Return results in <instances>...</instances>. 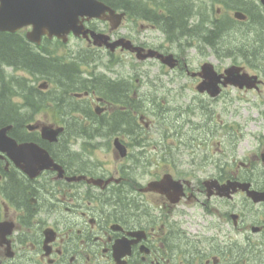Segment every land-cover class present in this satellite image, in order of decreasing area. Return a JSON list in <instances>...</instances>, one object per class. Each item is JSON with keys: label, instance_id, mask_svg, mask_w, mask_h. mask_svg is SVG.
<instances>
[{"label": "flooded vegetation", "instance_id": "af4514ba", "mask_svg": "<svg viewBox=\"0 0 264 264\" xmlns=\"http://www.w3.org/2000/svg\"><path fill=\"white\" fill-rule=\"evenodd\" d=\"M217 1L228 15L264 14L259 0L247 1L248 11ZM158 11H122L118 27L114 19L85 21L86 28L109 38L112 49L81 37L69 48L54 37L43 36L36 45L0 33L41 59L40 66L0 62V80L6 76L9 82L0 92L12 113L3 122L0 110V129L11 126L7 136L17 145L35 144L54 163L40 171L18 160L19 153L0 151V264H264V201L247 193H264V144L238 157L235 141L230 158L210 160L203 153L175 161L171 149L163 148L171 147V138L174 146H186L187 115L204 105L186 104L176 115L179 107L173 114L170 107L160 111L158 96L165 94L171 105L176 93L184 97L194 90L196 98L212 103L229 87L215 79L220 93L202 92L208 81L203 64L194 68L171 50L175 28L171 20L161 26ZM200 17L187 15L189 31ZM138 21L143 24L132 26ZM123 40L141 50L122 48ZM150 50L172 54L176 62L169 68L157 56L137 58ZM90 55L93 61L86 58ZM128 58L142 65L138 73L126 72ZM105 59L118 61L120 70L100 73L98 64ZM150 68L160 73L150 74ZM258 74L257 92L264 86ZM145 110L156 121H148ZM207 120L196 125L199 145H208L209 134L216 133ZM43 129L57 131L55 140L43 138ZM97 151L111 152L113 161L95 159Z\"/></svg>", "mask_w": 264, "mask_h": 264}, {"label": "rangeland", "instance_id": "374dc122", "mask_svg": "<svg viewBox=\"0 0 264 264\" xmlns=\"http://www.w3.org/2000/svg\"><path fill=\"white\" fill-rule=\"evenodd\" d=\"M181 1L186 2L190 12H195L201 17L199 18V27H195L193 32H191L192 40H184L181 41L180 44H172L171 50L173 52L177 53L181 59H185L186 61L191 60V65L194 68H197L205 62L212 63L215 67L220 68V70L230 66L231 62L235 61L237 64L234 65L246 66L239 63V59L232 60L231 58H226L221 55L216 57L208 47H205L198 42V40L203 42L201 37L206 36V23H209L213 19H216L219 22L222 20L229 21V28L226 30V32L214 33L212 42L216 44L218 39L220 42L225 40L226 42L223 45L224 48L233 46V48L241 49L243 51L248 49L250 52L251 50L254 55L258 56L257 59L253 60L252 62L254 64L255 71H252L254 68L249 70L246 66V72L257 75L256 72L260 71L263 77L262 81H264V55L259 56L261 52H264V49L260 50L259 48L262 43L264 44V27H252L248 28L246 31H244V29L237 30L239 27H241V25L232 21L231 18L233 13H229L228 15V11H226L225 8L220 7L217 3L211 4L209 0H179V2ZM146 4L148 7H153L152 2H148V0H146ZM218 10H220V12H218ZM125 24L130 23L127 20ZM141 24L143 23L138 21V23H133L132 26L138 28V26ZM72 45H74L73 41L69 43L68 47L70 48ZM60 49L61 48L59 47L58 50L60 51ZM236 52L240 57V52H238V50H236ZM84 58L85 56L81 53V59ZM86 58L90 61H93L92 55ZM140 66L142 65L129 58L127 59L126 65H124L127 73H133V71L139 72L138 70ZM98 68L100 73H109L110 71H113L114 73L115 71L117 72L120 70L118 61L109 62L106 59L99 62ZM149 71L150 74L160 73V71H158L156 68H152ZM259 89V92L249 91L247 93L229 90L228 92L222 94L217 99V101L212 103H210L211 100L209 99L202 101L201 98H196L197 96H195L194 90L188 91L184 97H182V95L179 93H176L172 96L173 101H171V105L170 103H166L167 100L164 98L165 94L163 96H158L159 98L155 99L154 102L159 103L160 111L170 107L173 114L175 107H179L180 109L176 112L177 115L180 112H185L186 104L193 106L197 105L198 102L201 101V105H204L203 111L200 108L194 109L187 115V117L190 119V135L186 134L185 136L184 143L186 146H174L173 143L175 140L171 138V141L168 140L171 143V147L166 143L163 148L171 149V159L175 161H182L186 158L187 160H191V158L196 160L195 157L201 156L203 153H208L207 155L209 160L211 157L224 159L225 154H228V158H230L232 155L231 152L233 143L235 141L239 147L237 149V153L235 150L233 153H235L238 157L248 155L249 152L255 153L256 151L254 150H257L264 144V86L260 87ZM144 113L146 117H148V121H156L154 116H150L148 110H145ZM204 117L208 119V125L210 123L216 133L209 134L208 145L207 143L199 145L198 141L195 140L196 138H199L198 135L200 131L196 130V128H198L196 125L198 123H203L198 121L204 120ZM159 122L161 123V127L164 129V131L169 130V128L165 127V122L160 119ZM190 138L191 140H189ZM188 145L193 147L192 152H190L189 147L187 148ZM195 148L197 149L195 152H193ZM94 158L102 160L108 158L112 160V155L111 152H109V154L106 156V154L102 151H97L94 153ZM114 165L115 163L111 162V166L108 169L113 171ZM195 170H197L196 167Z\"/></svg>", "mask_w": 264, "mask_h": 264}, {"label": "water", "instance_id": "95a60500", "mask_svg": "<svg viewBox=\"0 0 264 264\" xmlns=\"http://www.w3.org/2000/svg\"><path fill=\"white\" fill-rule=\"evenodd\" d=\"M261 1L264 5V0ZM105 11L112 14V10L97 0H0V31L13 32L31 25L32 30L27 33V37L33 42L38 43L44 34L56 35L65 40V35L69 32L85 34L80 18L101 17ZM116 17L119 19L121 16ZM124 47L130 48V44L127 42ZM228 74L233 75L232 72ZM9 129L10 127H6L0 130V151L8 153L14 150L11 146L14 142L6 136ZM56 135L57 131L42 130L43 138L55 140ZM15 151L20 154L18 160L33 163L38 169L46 168L52 163L48 154L35 145H24ZM25 169L30 170L27 166ZM158 183L151 186H157ZM249 195L254 201H264V193Z\"/></svg>", "mask_w": 264, "mask_h": 264}, {"label": "trees", "instance_id": "16d2710c", "mask_svg": "<svg viewBox=\"0 0 264 264\" xmlns=\"http://www.w3.org/2000/svg\"><path fill=\"white\" fill-rule=\"evenodd\" d=\"M100 1H103L104 3L110 5L113 8L128 10L130 12L136 11L137 8L143 10L142 7L143 5L140 4V1H136V0H100ZM166 2L168 3L166 4V6L164 5V7L168 13L163 16H158L157 18H160L158 20H161V22H163L164 25L167 24L170 25V20L171 22H174L171 23V27L175 28L173 30V34L186 33V31H188L185 21L187 15L186 7L183 4L178 6V3L174 5L172 1L169 2L168 0H166ZM253 22L255 23V21ZM224 30H226V27L222 29L220 28L218 31L222 33ZM20 44L21 43L19 41L14 42L13 37H7L0 34V62L4 61L5 64H9V61H12L15 64H20L21 67H25L27 63L31 65L33 64L36 66H40L41 59L38 58L37 59L38 61H36L34 56H31L30 54H28L27 51L20 48ZM64 72L66 73L67 71ZM6 87L7 84L4 83L0 87V90H4L6 89ZM6 101L7 98L4 97V93L0 92V106L2 107V108L0 107L1 108L0 110L3 112L2 113L3 119H1V121L3 120V122L4 121L9 122L8 119L12 115L9 106L7 105V103H5Z\"/></svg>", "mask_w": 264, "mask_h": 264}, {"label": "bare ground", "instance_id": "6f19581e", "mask_svg": "<svg viewBox=\"0 0 264 264\" xmlns=\"http://www.w3.org/2000/svg\"><path fill=\"white\" fill-rule=\"evenodd\" d=\"M181 4H183L184 6L185 5H187L186 4V2H178V6H180ZM186 7V10H187V15L190 17L192 14H193V16L196 14L195 12H191L192 14H190V10H189V8H188V6H185ZM187 15H186V17H187ZM186 21V20H185ZM253 21H255V23L253 22ZM186 25H187V22H186ZM250 25H251V27H257V26H259V27H261V28H263L264 27V19L263 18H261L260 16H258V15H254V17H253V19H252V21L250 22ZM226 27V30L228 29V27L227 26H223V28H225ZM264 29V28H263ZM187 30H188V28H187ZM186 34H189V36H190V31L188 30V31H186V33H184V34H182V35H186Z\"/></svg>", "mask_w": 264, "mask_h": 264}]
</instances>
